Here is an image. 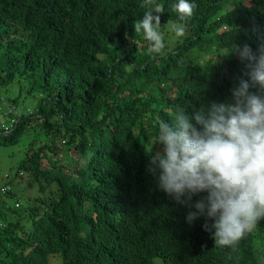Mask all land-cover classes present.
Instances as JSON below:
<instances>
[{
	"label": "trees",
	"instance_id": "16d2710c",
	"mask_svg": "<svg viewBox=\"0 0 264 264\" xmlns=\"http://www.w3.org/2000/svg\"><path fill=\"white\" fill-rule=\"evenodd\" d=\"M139 1L0 0V87L16 89L0 103L34 100L30 113H7L16 120L0 126V143L26 128L41 137L17 164L41 194L22 211L11 190V203L0 196V264H264V219L234 249L217 246L201 216L187 221L196 209L159 188L149 156L162 149L157 117L171 124L179 109L231 102L249 79L237 49L264 46V0H189L183 21L178 0H158L161 53L134 32L151 10Z\"/></svg>",
	"mask_w": 264,
	"mask_h": 264
},
{
	"label": "clouds",
	"instance_id": "9594fccd",
	"mask_svg": "<svg viewBox=\"0 0 264 264\" xmlns=\"http://www.w3.org/2000/svg\"><path fill=\"white\" fill-rule=\"evenodd\" d=\"M146 1L140 0L139 6H147ZM172 7L183 21L193 15L195 5L178 0ZM153 12L162 13L163 8L155 5L133 28L143 33L150 53H161L165 45L160 16ZM173 31L180 37L185 27L174 24ZM237 52L241 61H248L249 79H240L231 90L232 101H213L192 115L179 109L171 124L157 117L152 145L162 149L149 155L150 171L160 170L159 188L196 209L189 211L187 221L201 216L200 226L205 233L213 232L215 244L233 249L264 219V94L250 91L258 85L264 93V46L258 54L247 44ZM30 110L25 106L26 113ZM9 112L12 109L6 115ZM12 120L16 119L0 120V126L5 128ZM200 193L207 195L191 205L192 197Z\"/></svg>",
	"mask_w": 264,
	"mask_h": 264
},
{
	"label": "rangeland",
	"instance_id": "374dc122",
	"mask_svg": "<svg viewBox=\"0 0 264 264\" xmlns=\"http://www.w3.org/2000/svg\"><path fill=\"white\" fill-rule=\"evenodd\" d=\"M159 4L158 0H147L146 5L152 11L155 9V5ZM160 30H165L168 28V25L160 23ZM223 51V48L220 49ZM224 52V51H223ZM206 56V55H203ZM10 86L0 87V92L2 94L15 93L16 89L9 90ZM11 96V95H10ZM34 103L31 97L28 98H21L20 103L17 106L7 102V100H2L0 103V120H6L7 115L6 111L17 112L21 106H30ZM36 130L32 128H26L21 135L19 136L18 140L15 143L10 144H1L0 143V196L3 198L7 203L12 202V198L7 197L5 191L11 190L13 192V196L18 204L14 203V206L18 209V211H22L26 208L27 204L31 202V198L35 195H40L41 192L37 188V182L33 180V174H29L27 171L17 169L18 161L24 156V150L26 149L27 143L29 140H32L33 146H37L41 143V137L35 136ZM39 136V135H38ZM57 148L61 149V146L57 144ZM73 152V151H72ZM44 156L41 158V164L46 159H51L52 154ZM69 160V158H67ZM68 172V171H67ZM90 184V183H89ZM2 187V188H1ZM3 190V192L1 191ZM51 261L56 262L59 259L55 255L50 256Z\"/></svg>",
	"mask_w": 264,
	"mask_h": 264
}]
</instances>
